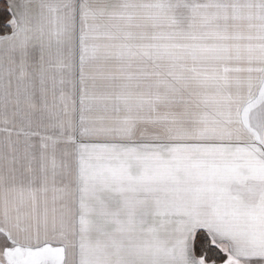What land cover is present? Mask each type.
Segmentation results:
<instances>
[{"label": "snow or ice", "instance_id": "snow-or-ice-1", "mask_svg": "<svg viewBox=\"0 0 264 264\" xmlns=\"http://www.w3.org/2000/svg\"><path fill=\"white\" fill-rule=\"evenodd\" d=\"M0 264H264V0H0Z\"/></svg>", "mask_w": 264, "mask_h": 264}]
</instances>
